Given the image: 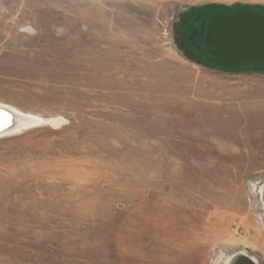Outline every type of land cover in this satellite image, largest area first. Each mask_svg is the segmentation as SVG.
<instances>
[{
  "label": "rangeland",
  "instance_id": "rangeland-1",
  "mask_svg": "<svg viewBox=\"0 0 264 264\" xmlns=\"http://www.w3.org/2000/svg\"><path fill=\"white\" fill-rule=\"evenodd\" d=\"M264 0H0V264H264V72L188 13Z\"/></svg>",
  "mask_w": 264,
  "mask_h": 264
},
{
  "label": "water",
  "instance_id": "water-1",
  "mask_svg": "<svg viewBox=\"0 0 264 264\" xmlns=\"http://www.w3.org/2000/svg\"><path fill=\"white\" fill-rule=\"evenodd\" d=\"M204 43L213 64L223 70L250 63L264 64V15L251 11H211ZM40 123L43 121L27 119L21 113L0 107V138ZM234 264L255 262L242 257Z\"/></svg>",
  "mask_w": 264,
  "mask_h": 264
},
{
  "label": "flooded vegetation",
  "instance_id": "flooded-vegetation-1",
  "mask_svg": "<svg viewBox=\"0 0 264 264\" xmlns=\"http://www.w3.org/2000/svg\"><path fill=\"white\" fill-rule=\"evenodd\" d=\"M211 11L216 10L209 9L205 12L199 11L197 13H188L187 16L184 17L182 20L179 34H181V39L185 42V45L187 46L185 47V49H190V51L196 54V56H199L206 62L213 64L209 54L206 51L204 43V34L206 31L207 24L209 22ZM201 30H203V34H201Z\"/></svg>",
  "mask_w": 264,
  "mask_h": 264
},
{
  "label": "trees",
  "instance_id": "trees-1",
  "mask_svg": "<svg viewBox=\"0 0 264 264\" xmlns=\"http://www.w3.org/2000/svg\"><path fill=\"white\" fill-rule=\"evenodd\" d=\"M237 12H239V11H236L234 13H237ZM242 68H250L251 71H256V72L262 71V72H264V64H258V63H250V64L242 65L240 67H235V68L228 69V70H239ZM8 141H10V139H2V140H0V144L8 142Z\"/></svg>",
  "mask_w": 264,
  "mask_h": 264
},
{
  "label": "bare ground",
  "instance_id": "bare-ground-1",
  "mask_svg": "<svg viewBox=\"0 0 264 264\" xmlns=\"http://www.w3.org/2000/svg\"><path fill=\"white\" fill-rule=\"evenodd\" d=\"M0 107H2V108H5V109H7V110H10V111H12V112H17V113H20V112H18V111H15V110H12V109H10V108H7V107H4V106H1L0 105ZM24 115V117H26L27 119H37L38 120V118H34L33 116H28V115H25V114H23ZM248 259V258H247ZM250 261V260H249Z\"/></svg>",
  "mask_w": 264,
  "mask_h": 264
}]
</instances>
